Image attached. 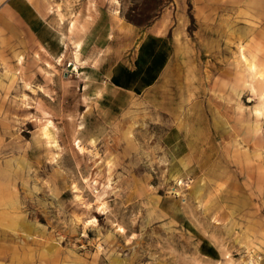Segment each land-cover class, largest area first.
<instances>
[{"label":"rangeland","instance_id":"374dc122","mask_svg":"<svg viewBox=\"0 0 264 264\" xmlns=\"http://www.w3.org/2000/svg\"><path fill=\"white\" fill-rule=\"evenodd\" d=\"M5 2L0 264H264V0H32L44 45ZM162 13L178 65L101 115Z\"/></svg>","mask_w":264,"mask_h":264},{"label":"crops","instance_id":"0c3cea01","mask_svg":"<svg viewBox=\"0 0 264 264\" xmlns=\"http://www.w3.org/2000/svg\"><path fill=\"white\" fill-rule=\"evenodd\" d=\"M29 2L6 0L3 10L10 12L32 39L44 45L42 30L45 26V12L42 10L41 13ZM164 17L162 13L153 21L144 30L135 47L122 58L104 61L98 66L91 65L95 83H92L94 85L88 97L94 99L92 102H96L95 106L101 110V115L124 111L134 97L153 87L171 65H178L176 53L180 47L179 38L182 33L178 26L169 29V26L163 23Z\"/></svg>","mask_w":264,"mask_h":264},{"label":"bare ground","instance_id":"6f19581e","mask_svg":"<svg viewBox=\"0 0 264 264\" xmlns=\"http://www.w3.org/2000/svg\"><path fill=\"white\" fill-rule=\"evenodd\" d=\"M31 3H32V0H29ZM58 60L60 61L61 60V56L60 57H58ZM73 70H76V66L74 65V67H73Z\"/></svg>","mask_w":264,"mask_h":264}]
</instances>
